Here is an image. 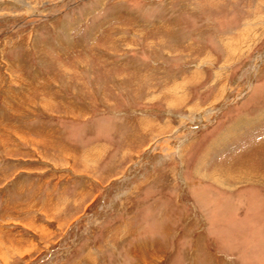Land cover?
Masks as SVG:
<instances>
[{"label": "rangeland", "instance_id": "rangeland-1", "mask_svg": "<svg viewBox=\"0 0 264 264\" xmlns=\"http://www.w3.org/2000/svg\"><path fill=\"white\" fill-rule=\"evenodd\" d=\"M262 137L264 0H0V264H264Z\"/></svg>", "mask_w": 264, "mask_h": 264}, {"label": "bare ground", "instance_id": "bare-ground-1", "mask_svg": "<svg viewBox=\"0 0 264 264\" xmlns=\"http://www.w3.org/2000/svg\"><path fill=\"white\" fill-rule=\"evenodd\" d=\"M261 139H262L261 142L262 141L264 142V138L262 137ZM249 159H250V157H249ZM247 160H248V158H247ZM232 169L233 168H231V170L230 169L229 170H227V169L222 170V172H221L222 173V176L219 175L221 180L228 181L229 182L228 185H230V183L238 184V183H246V182H249V183H254L256 185L258 184V185L264 186V174L257 173V172H255V171H253L251 169H248V168L247 169L246 168L245 169L244 168H241V169H236V170H232Z\"/></svg>", "mask_w": 264, "mask_h": 264}]
</instances>
